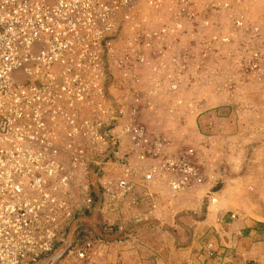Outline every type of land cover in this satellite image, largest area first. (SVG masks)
<instances>
[{
	"label": "built area",
	"instance_id": "obj_1",
	"mask_svg": "<svg viewBox=\"0 0 264 264\" xmlns=\"http://www.w3.org/2000/svg\"><path fill=\"white\" fill-rule=\"evenodd\" d=\"M159 1L0 0V264H44L61 249L83 259L94 186L103 198L150 206L137 219L149 223L159 220L151 185L174 195L201 183L193 149L171 153L167 138L110 92L122 63L143 60L141 48L119 52L128 11ZM172 3L174 29L196 19V0ZM139 186L147 199L132 195ZM87 230L97 233L94 224ZM199 252L200 264L243 256L210 231Z\"/></svg>",
	"mask_w": 264,
	"mask_h": 264
},
{
	"label": "rangeland",
	"instance_id": "obj_2",
	"mask_svg": "<svg viewBox=\"0 0 264 264\" xmlns=\"http://www.w3.org/2000/svg\"><path fill=\"white\" fill-rule=\"evenodd\" d=\"M196 1V19L176 29L172 0L128 11L119 52L141 48L143 60L122 63L110 92L119 109H134L146 129L162 133L171 153L192 148L201 183L174 195L151 185L159 220L149 223L137 219L150 206L103 198L94 186L95 210L86 221L87 229L96 225L97 233L86 229L91 247L83 259L65 252L52 264H200L209 231L227 243L213 225L222 214L254 218V185L264 184L256 164L264 163V14L247 0ZM223 1L232 7L218 8ZM142 30L156 35L145 40ZM146 191L139 186L132 195L147 199Z\"/></svg>",
	"mask_w": 264,
	"mask_h": 264
},
{
	"label": "crops",
	"instance_id": "obj_3",
	"mask_svg": "<svg viewBox=\"0 0 264 264\" xmlns=\"http://www.w3.org/2000/svg\"><path fill=\"white\" fill-rule=\"evenodd\" d=\"M246 3L253 4L264 14V0H247ZM256 164L264 168L262 160ZM254 189L257 207L252 220L238 217L230 221L229 214L225 213L218 224L213 223L216 231L220 227L219 232L221 231V236L227 242L223 246L235 249V252L243 255L238 259L233 257V260L222 264H264V184H255ZM252 223L255 226H252ZM185 249L190 251L192 248L187 246Z\"/></svg>",
	"mask_w": 264,
	"mask_h": 264
},
{
	"label": "water",
	"instance_id": "obj_4",
	"mask_svg": "<svg viewBox=\"0 0 264 264\" xmlns=\"http://www.w3.org/2000/svg\"><path fill=\"white\" fill-rule=\"evenodd\" d=\"M63 254V250H59L55 253L51 258H49L44 264H52L55 260H57Z\"/></svg>",
	"mask_w": 264,
	"mask_h": 264
}]
</instances>
